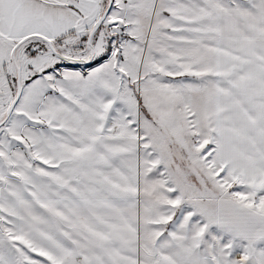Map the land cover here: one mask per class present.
<instances>
[{
    "label": "snow or ice",
    "instance_id": "obj_1",
    "mask_svg": "<svg viewBox=\"0 0 264 264\" xmlns=\"http://www.w3.org/2000/svg\"><path fill=\"white\" fill-rule=\"evenodd\" d=\"M0 264H264V0H0Z\"/></svg>",
    "mask_w": 264,
    "mask_h": 264
}]
</instances>
